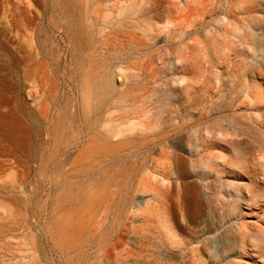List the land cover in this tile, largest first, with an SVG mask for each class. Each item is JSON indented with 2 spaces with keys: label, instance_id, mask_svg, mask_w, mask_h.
Wrapping results in <instances>:
<instances>
[{
  "label": "rangeland",
  "instance_id": "rangeland-1",
  "mask_svg": "<svg viewBox=\"0 0 264 264\" xmlns=\"http://www.w3.org/2000/svg\"><path fill=\"white\" fill-rule=\"evenodd\" d=\"M71 1L0 0V264H264V0Z\"/></svg>",
  "mask_w": 264,
  "mask_h": 264
},
{
  "label": "bare ground",
  "instance_id": "bare-ground-1",
  "mask_svg": "<svg viewBox=\"0 0 264 264\" xmlns=\"http://www.w3.org/2000/svg\"><path fill=\"white\" fill-rule=\"evenodd\" d=\"M49 6L52 11L57 12L61 17L65 18L66 20V34L67 36H71L74 32L73 25L71 24V15L70 10L72 8V1L71 0H49ZM70 40V39H69ZM84 36L82 33H80V30H76V39L73 44L72 50V59L74 61L78 60V48L82 45V42H84ZM71 59V58H70ZM72 62V61H71ZM5 84L4 81L0 79V86ZM9 102V101H8ZM0 103H6V100L2 99V96L0 95ZM64 106V105H63ZM63 109V108H62ZM20 110V109H19ZM23 110V109H22ZM21 110V111H22ZM64 110V109H63ZM21 113V112H20ZM63 113V112H62ZM56 125V124H55ZM59 129V128H58ZM56 130V128H55ZM57 131V130H56ZM61 131V129H60ZM23 130L21 129L20 125H18L15 122L14 119V110L9 108L6 115L0 116V137L4 138L8 142L12 144V146L15 149H19L25 146V140L22 138ZM58 134H60L58 132ZM103 134V133H101ZM53 136V134H52ZM89 136V135H88ZM56 137V136H55ZM58 137V136H57ZM56 137V138H57ZM90 137V136H89ZM54 138V137H53ZM60 139V138H59ZM57 141V140H56ZM64 141V140H63ZM91 142H93L91 140ZM64 143V142H63ZM71 143V142H70ZM61 144V143H60ZM65 144V143H64ZM77 144V143H76ZM84 147V146H83ZM82 148V147H81ZM53 149V148H52ZM55 153V152H54ZM75 154V153H73ZM48 155V154H47ZM50 157V156H49ZM51 155V159H52ZM68 158V157H67ZM47 162V161H46ZM43 163V162H42ZM41 164V163H40ZM46 165V163H45ZM40 166V165H39ZM93 225V224H92ZM86 226V225H85ZM90 226V225H89ZM88 226V227H89ZM87 229V228H86ZM93 229V228H92ZM91 229V230H92ZM96 230V228H95ZM87 231V230H86ZM85 231V232H86ZM93 231V230H92ZM94 232V231H93ZM82 233V232H81ZM82 235V234H81ZM79 235V236H81ZM109 242V241H108ZM123 243L119 238L113 239L112 242L106 249L104 250L105 257L111 261L116 256H119L121 253L120 250H117L118 247ZM107 244V243H106ZM186 260V259H185ZM187 261V260H186ZM24 264V263H23Z\"/></svg>",
  "mask_w": 264,
  "mask_h": 264
}]
</instances>
